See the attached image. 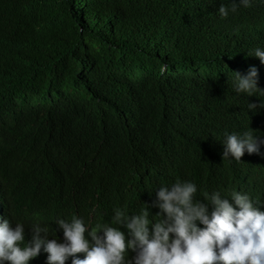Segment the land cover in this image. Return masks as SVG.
Instances as JSON below:
<instances>
[{
    "label": "trees",
    "instance_id": "16d2710c",
    "mask_svg": "<svg viewBox=\"0 0 264 264\" xmlns=\"http://www.w3.org/2000/svg\"><path fill=\"white\" fill-rule=\"evenodd\" d=\"M221 4L231 8L229 0H0L1 106L23 130L0 124V153L35 131L37 176L59 158L58 145L80 160L103 155L124 183L144 177L154 186L197 182L195 147L222 182L264 190L250 158L237 164L218 152L226 130L260 116L247 105L264 92L236 93L233 81L256 66L264 90V63L248 55L264 48V19L230 12L224 24ZM182 154L193 162L182 166Z\"/></svg>",
    "mask_w": 264,
    "mask_h": 264
},
{
    "label": "clouds",
    "instance_id": "9594fccd",
    "mask_svg": "<svg viewBox=\"0 0 264 264\" xmlns=\"http://www.w3.org/2000/svg\"><path fill=\"white\" fill-rule=\"evenodd\" d=\"M229 2L231 8L221 4L218 10L224 24L230 12L264 19V0ZM248 55L264 63V48ZM234 72L236 93L264 92L256 66ZM1 102L0 124L23 131ZM247 108L259 109L260 116L248 128L226 130L218 152L237 164L250 158L264 187V100ZM24 132L27 138L16 137L0 153V264H34L39 255H47L46 264H264V190L250 181L222 182L199 148L192 150L203 166L197 182L188 176L154 186L144 177L124 183L120 168L103 155L80 160L58 145L59 158L49 157L37 176L29 140L36 132ZM187 159L178 158L182 166ZM159 160L168 166L166 158Z\"/></svg>",
    "mask_w": 264,
    "mask_h": 264
},
{
    "label": "bare ground",
    "instance_id": "6f19581e",
    "mask_svg": "<svg viewBox=\"0 0 264 264\" xmlns=\"http://www.w3.org/2000/svg\"><path fill=\"white\" fill-rule=\"evenodd\" d=\"M258 7V6H257Z\"/></svg>",
    "mask_w": 264,
    "mask_h": 264
}]
</instances>
